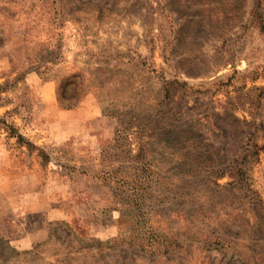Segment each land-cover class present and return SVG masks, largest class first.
I'll return each instance as SVG.
<instances>
[{
	"label": "rangeland",
	"instance_id": "obj_1",
	"mask_svg": "<svg viewBox=\"0 0 264 264\" xmlns=\"http://www.w3.org/2000/svg\"><path fill=\"white\" fill-rule=\"evenodd\" d=\"M0 264H264V0H0Z\"/></svg>",
	"mask_w": 264,
	"mask_h": 264
},
{
	"label": "trees",
	"instance_id": "obj_2",
	"mask_svg": "<svg viewBox=\"0 0 264 264\" xmlns=\"http://www.w3.org/2000/svg\"><path fill=\"white\" fill-rule=\"evenodd\" d=\"M75 78H77V76H75ZM69 83L72 86L74 85L73 86V90H72V92H73V95L72 96L73 97H71V99H73V98H76V99L75 100H72V101H66V100H71V99H69L68 95L64 91L61 92V93H59V101L61 102V104L63 105V107L64 108H67V109L74 108V107L78 106L80 104L83 96L86 94V89H85L84 85L78 84L77 82H74V81L69 82ZM17 136L20 137V135H17ZM141 239H142L143 246L144 245H147V243L145 241L146 239L143 238L141 235H138V236L135 235V236H133V241L132 242H133V244L134 243H140V240ZM99 242L101 244H103L102 241H99ZM164 246L168 250V248H169L168 245H164Z\"/></svg>",
	"mask_w": 264,
	"mask_h": 264
}]
</instances>
